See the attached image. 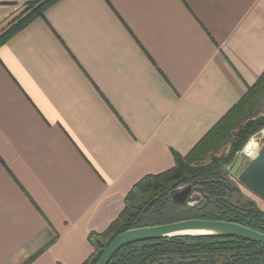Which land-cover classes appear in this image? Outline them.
Here are the masks:
<instances>
[{"label": "crops", "instance_id": "obj_1", "mask_svg": "<svg viewBox=\"0 0 264 264\" xmlns=\"http://www.w3.org/2000/svg\"><path fill=\"white\" fill-rule=\"evenodd\" d=\"M263 73L264 0H59L0 46V264H83Z\"/></svg>", "mask_w": 264, "mask_h": 264}, {"label": "trees", "instance_id": "obj_2", "mask_svg": "<svg viewBox=\"0 0 264 264\" xmlns=\"http://www.w3.org/2000/svg\"><path fill=\"white\" fill-rule=\"evenodd\" d=\"M58 1H26L21 16L0 34V46L42 18ZM263 98L264 73L187 156L173 154L175 166L171 170L146 176L132 186L117 219L103 233L89 234L93 253L83 264H97L111 241L127 230L183 220L231 222L264 234V211L241 194L223 169L253 136L264 130V113L259 112ZM222 149L228 151L225 157L212 156ZM185 185L199 189L198 197L190 205H178L170 193ZM109 264H264V245L219 236L174 237L125 246Z\"/></svg>", "mask_w": 264, "mask_h": 264}, {"label": "water", "instance_id": "obj_3", "mask_svg": "<svg viewBox=\"0 0 264 264\" xmlns=\"http://www.w3.org/2000/svg\"><path fill=\"white\" fill-rule=\"evenodd\" d=\"M224 171L235 178L247 191L264 200V142L257 154L244 163L243 157L237 156ZM199 189L190 185L179 187L170 193L172 201L178 205L191 204L198 197ZM219 236L243 239L264 245V234L245 226L207 220H183L159 226L135 228L117 235L100 256L97 264H109L117 251L125 246L174 237Z\"/></svg>", "mask_w": 264, "mask_h": 264}, {"label": "rangeland", "instance_id": "obj_4", "mask_svg": "<svg viewBox=\"0 0 264 264\" xmlns=\"http://www.w3.org/2000/svg\"><path fill=\"white\" fill-rule=\"evenodd\" d=\"M25 4V3H24ZM21 5L8 19L9 20H7L6 21V23L3 25V27H1L0 28V34H2L7 28H8V25L10 24V23H13L14 21H16L20 16H21V14H22V12L25 10V8H26V6L25 5ZM259 112H260V114H263L264 113V98H263V100H262V102H261V104H260V107H259ZM263 132H264V130H263ZM256 136V135H255ZM254 137V136H253ZM252 137V138H253ZM256 137H258V138H260V136L257 134V136ZM251 138V139H252ZM251 139L246 143V145L243 147V149L241 150V151H239V152H242L243 150H244V152H245V154L247 155V156H253V155H255L256 153H257V151L259 150V148L260 147H258V149H257V151H255V150H253V152L252 153H250V152H248V149H247V147L249 146V145H251L252 143H254L255 141H251ZM264 142V139L262 138V143ZM256 145V144H255ZM261 146V145H260ZM255 149H256V146H255ZM238 152V153H239ZM227 153H228V151L226 150V149H222V150H220L219 152H217V153H214V155H212V156H214V157H216V158H219V157H225L226 155H227ZM238 153H236V155H235V157H237V154ZM236 159V158H235ZM244 160V163H247V161L249 160V158H247V159H243ZM233 180H234V182L237 184V186L240 188V190H241V194L244 196V197H246V198H248V199H250V200H253V201H255L257 204H258V206L260 205H262V204H264V201L263 200H261V199H259L258 197H256L255 195H253L252 193H250L249 191H247L245 188H243L242 186H240L238 183H237V181H236V179L235 178H232Z\"/></svg>", "mask_w": 264, "mask_h": 264}, {"label": "built area", "instance_id": "obj_5", "mask_svg": "<svg viewBox=\"0 0 264 264\" xmlns=\"http://www.w3.org/2000/svg\"><path fill=\"white\" fill-rule=\"evenodd\" d=\"M258 135L260 136V138H258V137H256L257 136V134H256V136H254L252 139H251V141H256L257 143H262V138L264 139V132H263V130L262 131H260L259 133H258ZM257 154V153H256ZM255 154V155H256ZM254 155V156H255ZM237 156H241V157H243V159H247V158H252V157H254V156H250V157H247L245 154H244V150L242 151V152H239L238 154H237Z\"/></svg>", "mask_w": 264, "mask_h": 264}, {"label": "bare ground", "instance_id": "obj_6", "mask_svg": "<svg viewBox=\"0 0 264 264\" xmlns=\"http://www.w3.org/2000/svg\"><path fill=\"white\" fill-rule=\"evenodd\" d=\"M256 144V145H255ZM260 145H262V143H257L256 141L254 143H252L251 145H249L247 147L248 149V152L252 153L253 150L257 151L258 147H261ZM255 146H256V149H255ZM260 149V148H259ZM258 152V151H257ZM245 154V152H244ZM246 155V154H245ZM247 156V155H246ZM252 156V155H251ZM254 156V155H253ZM247 157H250V156H247Z\"/></svg>", "mask_w": 264, "mask_h": 264}]
</instances>
